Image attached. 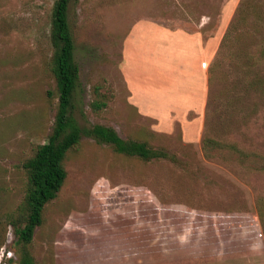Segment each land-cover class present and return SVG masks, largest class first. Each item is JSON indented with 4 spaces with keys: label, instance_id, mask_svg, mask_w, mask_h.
<instances>
[{
    "label": "rangeland",
    "instance_id": "obj_1",
    "mask_svg": "<svg viewBox=\"0 0 264 264\" xmlns=\"http://www.w3.org/2000/svg\"><path fill=\"white\" fill-rule=\"evenodd\" d=\"M242 1L71 0L79 122L174 159L143 161L82 135L25 245L35 264H264V97L237 65L264 26L249 12L239 22ZM53 2L0 0V264L22 253L8 224L24 207L23 163L57 111ZM255 68L264 75L263 58Z\"/></svg>",
    "mask_w": 264,
    "mask_h": 264
},
{
    "label": "trees",
    "instance_id": "obj_2",
    "mask_svg": "<svg viewBox=\"0 0 264 264\" xmlns=\"http://www.w3.org/2000/svg\"><path fill=\"white\" fill-rule=\"evenodd\" d=\"M245 1L243 0L241 3L244 7L239 22L244 21V16L249 12L254 14L259 26H264V0ZM70 2L71 0H54L51 8L49 40L52 57L50 70L56 84L57 111L52 130L46 141L36 145L33 153L23 163L27 174L24 207L18 210L16 219L10 218L11 224H8L14 232V236L16 235L18 241L23 243L22 253L17 262L11 261L14 264H35L33 256L25 248V245L31 241L35 227L41 223L45 204L56 197L63 185L66 178V170L63 166L66 152L79 142L82 135L92 137L99 143H106L118 153L134 156L143 161L160 158L174 159V156L164 148L154 147L137 139L121 138L110 126L99 123L87 126L79 122L77 113L83 115V111L75 103L76 89L79 86V66L75 59L74 35L68 16ZM253 31L256 32V28ZM247 35L254 36L253 34ZM228 36L227 31L223 37V44ZM258 43L260 45L258 48H254V51L249 47L241 48L238 51L237 54L245 59L240 58L237 65L243 77L241 83L246 84L247 89L263 98L264 75L255 71V67L260 64L262 58L264 59L263 36L259 35ZM256 52L259 57L254 58L252 54ZM104 103L94 100L91 102V107L97 110ZM222 144L219 143V147ZM225 145L228 150H232L231 152L242 153L232 144L226 143ZM205 153L207 154L208 150H205ZM239 153L238 156L242 159Z\"/></svg>",
    "mask_w": 264,
    "mask_h": 264
},
{
    "label": "built area",
    "instance_id": "obj_3",
    "mask_svg": "<svg viewBox=\"0 0 264 264\" xmlns=\"http://www.w3.org/2000/svg\"><path fill=\"white\" fill-rule=\"evenodd\" d=\"M8 257H10L11 256V254H6Z\"/></svg>",
    "mask_w": 264,
    "mask_h": 264
},
{
    "label": "crops",
    "instance_id": "obj_4",
    "mask_svg": "<svg viewBox=\"0 0 264 264\" xmlns=\"http://www.w3.org/2000/svg\"><path fill=\"white\" fill-rule=\"evenodd\" d=\"M191 60V59H190ZM193 61V60H192ZM187 63H189V62H187Z\"/></svg>",
    "mask_w": 264,
    "mask_h": 264
}]
</instances>
